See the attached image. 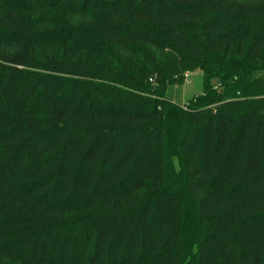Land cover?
<instances>
[{
  "label": "trees",
  "instance_id": "1",
  "mask_svg": "<svg viewBox=\"0 0 264 264\" xmlns=\"http://www.w3.org/2000/svg\"><path fill=\"white\" fill-rule=\"evenodd\" d=\"M0 264H264V0H0Z\"/></svg>",
  "mask_w": 264,
  "mask_h": 264
},
{
  "label": "rangeland",
  "instance_id": "2",
  "mask_svg": "<svg viewBox=\"0 0 264 264\" xmlns=\"http://www.w3.org/2000/svg\"><path fill=\"white\" fill-rule=\"evenodd\" d=\"M202 78L203 75L200 69L188 72L184 83L181 86L171 87L168 96L178 104H185L196 95L201 94Z\"/></svg>",
  "mask_w": 264,
  "mask_h": 264
}]
</instances>
